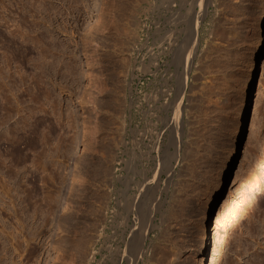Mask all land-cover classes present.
<instances>
[{
	"label": "rangeland",
	"instance_id": "obj_1",
	"mask_svg": "<svg viewBox=\"0 0 264 264\" xmlns=\"http://www.w3.org/2000/svg\"><path fill=\"white\" fill-rule=\"evenodd\" d=\"M173 1L0 0V264H264V24L216 235L200 248L260 0ZM196 12L182 89V55L151 65L149 49L171 29L181 43ZM137 210L152 220L147 256Z\"/></svg>",
	"mask_w": 264,
	"mask_h": 264
},
{
	"label": "bare ground",
	"instance_id": "obj_2",
	"mask_svg": "<svg viewBox=\"0 0 264 264\" xmlns=\"http://www.w3.org/2000/svg\"><path fill=\"white\" fill-rule=\"evenodd\" d=\"M156 1V0H155ZM183 1V0H182ZM173 0H159L158 4L159 6L161 7H164V8H167L168 10H170L173 5ZM181 2V0L179 1ZM157 3V2H155ZM153 1L149 3V10H150V13L152 14L153 12H155V4ZM206 3V2H205ZM179 5V4H178ZM206 5V4H205ZM204 5V6H205ZM201 10V9H200ZM204 10V9H203ZM164 11H166V9H164ZM170 12V11H169ZM177 12V11H176ZM175 12V13H176ZM204 12V11H203ZM173 13V12H172ZM194 13V12H192ZM174 15V14H172ZM176 15V14H175ZM199 15V12H196L195 14V18L193 17L194 14L192 15V24L190 23V25H192L191 27H189L190 29L187 30V34L188 36H186V38L180 43H176L175 40L176 38L173 40L171 38H173V31L171 28H168V29H171L168 30V32H164L166 33V35L158 40V41H161L160 45L157 47V51L155 49V47H151L149 49V58H150V61L149 63H151V65H156L157 64V60H158V57L160 54L162 53H166L167 51L172 53V61L175 59V57H180V59H178V64L181 65V72L179 73L180 75V83L181 86L180 88L184 89V87L186 86V77L188 76V73L191 69V67L194 65V59H195V56H196V52H197V47H198V42H199V27H198V23L200 21V16ZM182 16V15H181ZM170 17V16H169ZM203 17V16H202ZM163 18V17H162ZM167 18V17H166ZM187 20V18H185ZM189 19V17H188ZM255 19H256V26H257V37L256 39L254 40V46H253V49L250 50V53H249V60H248V63H247V66H246V82L244 84V88L242 90V92L240 93V96L238 97L239 100L231 107L230 109V114H231V121L228 125V139H227V143H226V148H225V151L223 153V157H222V161L219 163V165L217 166V169H216V172L213 176V178L210 180V183H209V189H208V195H207V204H206V208H205V213H204V229H203V232L200 236V248H205L206 247V244L208 243L209 240L211 239H214L215 235H216V228H217V219L215 218L216 216L215 215V206H216V203L217 201L219 200V197L223 191V186L225 185V182L227 180V178L229 177V174H230V170L232 169V166L235 162V159H236V155H237V149L239 147V142H240V138H241V135H242V131H243V124H244V120H245V111L251 101V96L254 92V89L258 83V75H259V72H260V61H261V58H262V54H263V41H262V38H261V35H260V28L262 27V25L264 24V0H260L259 2V8H258V11H257V14L255 16ZM159 22V21H158ZM169 22V21H168ZM178 22V21H177ZM190 22V21H189ZM158 24V23H157ZM165 24V23H164ZM156 27V26H155ZM154 27V29H155ZM169 27V26H168ZM179 28V27H178ZM175 29V28H174ZM154 31V30H153ZM176 32V31H174ZM158 34V33H156ZM186 34V35H187ZM163 35V34H162ZM175 37V36H174ZM159 38H161V36H159ZM158 38V39H159ZM154 39V38H153ZM156 39V38H155ZM181 40V39H180ZM156 41V40H155ZM166 41H167V46L164 47V45L166 44ZM171 41H174L175 42V48H173V43H171ZM180 43V44H179ZM157 44V43H156ZM155 46V45H154ZM149 47V46H148ZM175 50V52H174ZM176 50H177V55H176ZM167 52V53H168ZM169 53V54H170ZM176 56H175V55ZM177 59V58H176ZM175 59V60H176ZM174 62V61H173ZM176 62V61H175ZM174 62V65L177 64V62L175 63ZM179 65V66H180ZM158 66V65H157ZM199 66V65H198ZM89 73V72H88ZM179 78V76H178ZM188 79V78H187ZM97 80V79H96ZM100 80V79H99ZM179 80V79H178ZM94 81V80H93ZM97 84H98V80L96 81ZM96 84V83H95ZM100 85V83H99ZM104 85V84H103ZM101 86L100 87V90L103 91V87L104 86ZM179 87V86H178ZM179 88V89H180ZM181 89V90H182ZM99 90V91H100ZM183 93V92H182ZM179 105L182 104V101L181 99L179 98ZM180 108H181V105H180ZM178 110V109H177ZM180 110V109H179ZM179 118V117H178ZM180 119V118H179ZM178 119V120H179ZM181 120V119H180ZM179 120V122H180ZM178 122V123H179ZM181 123V122H180ZM133 169V167H132ZM145 190V189H144ZM104 195V194H103ZM158 195V194H157ZM127 197V196H126ZM145 199V198H144ZM134 200V199H133ZM140 200V199H139ZM131 204H133V201H127V205H126V210H127V214L129 215L130 212L133 211V207L131 206ZM124 205V204H123ZM142 206H139V210L141 211ZM156 207V206H155ZM154 207V208H155ZM158 208V206L156 207ZM159 209V208H158ZM144 210V208H143ZM135 211V210H134ZM139 211V212H140ZM146 211V209H145ZM156 211V210H154ZM158 211V210H157ZM153 212V211H151ZM143 213V211H142ZM147 213V212H146ZM150 213V212H149ZM148 213V215H150ZM140 214H138V210L136 212H134V218L137 220V223L138 225L135 226V228L137 229V232H138V235H140L141 237V242H143L144 244V251L146 256H147V234L148 232L150 231V229H153L152 227V220L150 217H148L147 219V215L145 214L144 212V217H140ZM172 214V213H171ZM173 215V214H172ZM152 216V215H151ZM124 217V215H123ZM103 218V217H102ZM126 218H124L125 220ZM134 219V220H135ZM100 222V221H99ZM125 222V221H124ZM123 222V224H124ZM128 222V221H127ZM131 223V222H130ZM129 223V224H130ZM104 224V223H103ZM126 224V223H125ZM98 226V225H97ZM93 227V225H92ZM96 227V226H95ZM133 227V226H132ZM131 227V228H132ZM134 228V230H135ZM165 228V227H164ZM87 229V228H86ZM85 229V230H86ZM91 228H89L90 230ZM96 229V228H95ZM133 229V228H132ZM131 230V229H130ZM133 230V231H134ZM131 231V232H133ZM91 233V232H90ZM136 233V232H135ZM132 234V233H131ZM137 234V233H136ZM135 234V238L137 239V235ZM168 234V233H167ZM134 236V235H133ZM162 236V235H161ZM90 237H93V236H90ZM134 238V237H133ZM132 238V239H133ZM134 238V239H135ZM88 240H89V235L84 231L83 232V240H81V247H84V251L82 253V255H85V252H87V257H89L88 259L91 260L92 258V255L91 252L89 254V248H87L88 246ZM91 240V239H90ZM135 241V240H134ZM139 241V243H140ZM170 241V240H169ZM175 241V240H174ZM146 242V243H145ZM130 243V242H129ZM137 243V242H136ZM135 244V242H134ZM90 245V244H89ZM156 245V244H155ZM91 246V245H90ZM116 246V245H115ZM108 247V246H107ZM133 248V247H132ZM136 248V247H134ZM158 248V247H157ZM164 248V247H163ZM162 248V249H163ZM88 250V251H87ZM136 250V249H135ZM143 250V249H142ZM91 251V250H90ZM127 251V250H126ZM125 251V252H126ZM163 251V250H162ZM172 251V250H171ZM161 252V251H160ZM167 252V251H166ZM165 252V253H166ZM170 252V250H169ZM128 253V251H127ZM139 253H141L140 250L136 251L134 253V257L136 259V257H139ZM130 254V253H129ZM164 255V254H163ZM162 255V256H163ZM170 255V254H169ZM172 255V254H171ZM174 255V254H173ZM127 256V255H126ZM133 256V254H132ZM131 256V257H132ZM161 256V255H160ZM165 256V255H164ZM167 256V255H166ZM84 258V256H82ZM156 257V256H155ZM159 257V256H158ZM168 257V256H167ZM170 257V256H169ZM168 257V258H169ZM123 258V257H122ZM157 258V257H156ZM171 258V257H170ZM165 259V257H164ZM73 260V259H72ZM127 260H130V259H127ZM159 260V259H158ZM71 261V260H69ZM86 261V260H85ZM134 261V260H133ZM132 262V261H130ZM69 263V262H68ZM128 263V262H127ZM70 264H73V262ZM128 264H131V263H128ZM134 264V262L132 263ZM197 264H204L203 263V259H200L199 261H197Z\"/></svg>",
	"mask_w": 264,
	"mask_h": 264
}]
</instances>
